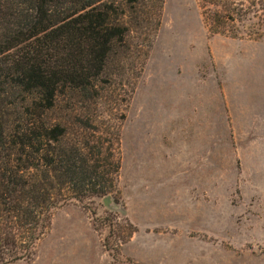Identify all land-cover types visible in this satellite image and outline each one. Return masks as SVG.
I'll return each instance as SVG.
<instances>
[{"label":"rangeland","instance_id":"obj_1","mask_svg":"<svg viewBox=\"0 0 264 264\" xmlns=\"http://www.w3.org/2000/svg\"><path fill=\"white\" fill-rule=\"evenodd\" d=\"M105 1L123 42L96 96L48 117L101 152L111 209L50 173L27 264H264V40L210 35L205 0Z\"/></svg>","mask_w":264,"mask_h":264},{"label":"trees","instance_id":"obj_2","mask_svg":"<svg viewBox=\"0 0 264 264\" xmlns=\"http://www.w3.org/2000/svg\"><path fill=\"white\" fill-rule=\"evenodd\" d=\"M105 2L0 0V264H27L34 254L59 204L53 177L79 203L108 194L96 189L101 152L62 145L65 127L48 117L60 96L92 100L123 42ZM202 11L210 35L264 40V0H205Z\"/></svg>","mask_w":264,"mask_h":264},{"label":"water","instance_id":"obj_3","mask_svg":"<svg viewBox=\"0 0 264 264\" xmlns=\"http://www.w3.org/2000/svg\"><path fill=\"white\" fill-rule=\"evenodd\" d=\"M102 203L105 208L111 209V200L109 197L104 198Z\"/></svg>","mask_w":264,"mask_h":264},{"label":"crops","instance_id":"obj_4","mask_svg":"<svg viewBox=\"0 0 264 264\" xmlns=\"http://www.w3.org/2000/svg\"><path fill=\"white\" fill-rule=\"evenodd\" d=\"M248 131H260L259 128L252 126L247 128Z\"/></svg>","mask_w":264,"mask_h":264}]
</instances>
